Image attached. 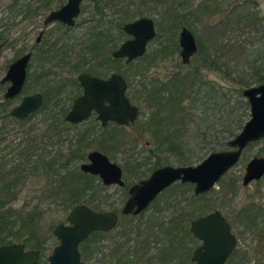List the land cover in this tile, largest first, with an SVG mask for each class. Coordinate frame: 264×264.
I'll return each instance as SVG.
<instances>
[{
  "label": "rangeland",
  "instance_id": "obj_1",
  "mask_svg": "<svg viewBox=\"0 0 264 264\" xmlns=\"http://www.w3.org/2000/svg\"><path fill=\"white\" fill-rule=\"evenodd\" d=\"M95 1L87 0L83 3L75 27L65 28L58 23L44 27L43 21L49 12L56 11L58 6H63L67 0H0V32H6L4 37L9 39V43L0 51V80L5 76L8 67L13 64L12 62L15 59L27 52L32 53L26 87L20 96L13 101H6L7 104H5L3 98L5 90L0 86V164L5 166L6 169L20 165L27 169L31 168L32 165L28 166L29 160L26 161L21 157V153L27 144L26 141L30 137L40 136L45 130L46 123H49L51 119L49 113L47 114L44 109L40 110L27 122L17 124L12 119H5L4 115L6 116L11 109L17 107V104L24 97L40 93L45 98L44 106L51 108L52 111L64 108L66 114L71 108L72 101L81 94L78 86H74L73 83V81L76 82L81 73L93 70L92 74L101 79L116 73L126 79L129 85L126 95L132 105L140 111L136 123L146 122L150 113L155 109L153 108L152 111L148 109L149 100L146 94L142 95V83H158V86L166 85L172 76H176V74L183 76L189 66H197L208 53L217 55L216 51L224 41L245 42L247 48L251 44V40L247 41L246 35L240 30L237 31L236 27H234V30H226L225 33V27L222 26L220 21L224 14L230 11V8L237 4L239 0H186L187 4L183 10L181 9L183 15L187 14L191 5L193 8L199 9L193 13L194 17L188 15L187 19L193 26V29L189 31L194 34L197 40L196 44H198V47L200 46L201 52L197 51L198 53L191 59L190 63L183 66L179 56L180 48L179 51L167 50L164 53L156 54L157 50L161 49L160 45L164 46L169 40L178 45L180 32L178 30L175 37L168 32H164L162 7L155 8L153 3H140L137 0H113L105 5L106 8L102 15L98 16L94 12ZM46 2L51 4V10L41 11L38 15L23 20L28 7L33 11L34 8H39ZM130 2L133 5L129 4ZM250 2L257 4L264 19V0ZM248 6L252 7L250 4ZM122 9L128 11L130 20L127 23L141 18L154 21L156 37L147 45L144 59L142 58L143 61L139 59L126 64L125 60L119 62L111 60L113 50L118 49L123 42L129 40L126 35L120 37L116 26ZM216 9L223 13L217 14ZM199 13L203 15L201 19H199ZM41 32H43L42 42L37 45L35 40ZM100 32L103 34L100 36L107 39V46L95 58L92 57V53L87 47L91 41L100 39L97 37ZM138 72H142V76ZM207 76L217 82L220 80L218 75L213 73H208ZM56 86L60 88L56 89ZM167 88H169V85ZM146 110L150 112L142 116V113ZM171 128L173 129V124ZM105 129L106 136L104 138L107 140L106 144L111 148L105 151L103 155H106L111 163L122 167L125 186L130 188L132 185L138 184L139 181L149 178L151 175L150 170L157 160L160 161L159 163L162 166L179 167L175 161L174 136L170 137L169 141L164 139V133L153 137L148 131L142 133L143 129L139 124L135 127H125L122 130L114 129L111 125ZM86 130L89 131L88 133L91 134L92 139L98 136L103 139V136H101L104 135L103 129L94 118L82 122L77 128V131L80 132ZM113 137L119 141L120 145H116L117 143ZM158 143H161V145L157 148ZM66 148L64 142L61 145L56 140L49 146L47 152L52 156L53 153L62 149L65 151ZM94 150L99 151L95 147L86 150L85 154L94 152ZM43 154H45L44 151ZM255 158L264 159V141L246 147L240 161L224 175L203 202V204L210 206L207 213L217 210L228 220L232 226V233L237 238V248L228 264H238L240 260L239 253L245 252L253 246L254 239H257L258 243L253 254L259 264H264V176L256 183L242 186L245 166ZM35 159L34 156L30 160L34 161ZM203 159L205 158L193 159L196 163L191 166L199 165ZM86 161L84 160L76 166L79 167ZM31 174V178L28 176L16 187L18 197L9 202L7 207L11 206V209L14 210L23 208L27 213H32L34 210L38 213L35 215V221H33L34 225H37L33 232V238L28 241L29 245L25 246L30 249L36 242L43 241L45 244L41 248L42 262L46 264L47 257L58 245L52 231L55 226L67 223L65 220L70 211L61 207L60 200L53 202L48 198L45 188L47 184H50L49 179L46 180L40 172H34L32 169L28 172V175ZM232 182H235V187L231 185ZM99 185H101L100 181L96 180L94 198L100 209L98 211L117 213L120 220L114 231L105 237L106 239H98L97 244H94L99 249V253L93 256V260L90 258L88 264H95L97 261L105 262L106 255L110 257L113 254L111 247L114 244L121 246V254H128L133 251L134 245L141 242L142 239H147L148 233L145 231L148 229L149 220L155 214L154 211L157 208H163L162 205L167 200H180L179 194H177L178 191L167 190L168 192L162 193L155 203L151 204L150 208L140 215L139 219L135 218L134 220L130 217L124 218L120 214V210H122L128 199V189L115 186L103 187L101 185L104 188L102 189ZM177 185L175 184L172 187L178 189ZM187 186L188 190L193 191V186ZM231 186H233V189H231ZM253 205H258L259 208L257 206L255 208ZM163 215L165 218L170 217L167 212H163ZM136 230H140L141 235L137 234ZM27 233H29L28 230L19 231L16 233L18 234L17 237L8 238V241L12 244H22L24 239L27 238ZM162 239L160 238L161 241ZM198 245L199 242L196 241L194 247ZM158 247H160L159 244L152 243L148 248L149 255L152 252L157 253ZM178 255V259H180L181 252ZM182 260H176L171 264H183ZM133 261H135V264H144L140 260L133 259Z\"/></svg>",
  "mask_w": 264,
  "mask_h": 264
},
{
  "label": "trees",
  "instance_id": "obj_2",
  "mask_svg": "<svg viewBox=\"0 0 264 264\" xmlns=\"http://www.w3.org/2000/svg\"><path fill=\"white\" fill-rule=\"evenodd\" d=\"M112 1L96 0L94 2L95 14L101 16L106 8L105 5ZM137 1L140 3H153L155 8L162 7L164 32L170 33L173 37L176 36L178 30L183 28L193 29L187 16L194 17L193 13L199 10L191 5L187 14L183 15L182 10L187 4L186 0L182 2L180 0ZM250 1L253 0H239L220 19L222 26L225 27V33L226 30H234V27H236L237 31L240 30L246 35L247 41L251 40L248 48L245 42L224 41L217 49V55L208 53L197 66H189L183 76L176 74V76L174 75L169 79V83L162 86H158V83L145 82L141 85V89H143L142 95L146 94L149 100L148 109L152 111L154 108L155 110L150 113L146 122H137L131 127L139 124L143 129L142 133L148 131L153 137L164 133L166 141H169V138L174 136L175 161L179 167L191 166L196 163L193 159L206 158L213 152L226 150L228 142L233 140L243 130V125L249 120V106H247L241 94L243 90L251 88V86L264 84V19L257 4ZM129 4L133 5L132 2ZM248 4L252 5V7H249ZM50 6L51 4L46 2L41 7L34 8L33 11L28 7L23 20L38 15L41 11L51 10ZM216 12L217 14L223 13L217 9ZM119 16L116 26L120 37H123L125 34L122 31V27L130 20L128 11L122 9ZM202 16L199 13V19ZM5 33L4 31L0 32V45L4 44L5 41H9L8 37H4ZM100 35H103L102 32L97 34L100 39L89 41L87 49L92 53V57L99 56L100 52L106 49L107 39ZM195 41L197 43L196 39ZM160 46L161 49L157 50L156 54L164 53L167 50L179 51V45L170 40L164 46ZM199 47L198 52H201ZM111 60L113 62L120 61ZM92 71L83 72V74L91 75ZM138 73L142 76V72ZM208 73L218 75L219 82L211 80L207 76ZM221 82L223 83L222 85ZM73 83L77 87V82L73 81ZM168 85L170 90L167 88ZM55 88L59 89L60 87L56 86ZM5 104L7 103L5 102ZM42 109L46 110L47 114L49 113L51 119L49 123H46L45 130L40 136L30 137L26 141L27 144L21 153V157L26 161L29 160L28 166L32 165L31 168L27 169L20 165L6 169L5 166L0 164V247L12 244V242L8 241V238L17 237L18 234L16 233L19 231L28 230L29 232L22 244L29 245L28 241L33 238V232L37 227L33 221H35V215L38 213L34 210L32 213H27L23 208L14 210L11 209V206L7 207L9 202L14 201L18 197L16 187L21 184L23 179L26 180L28 176L31 178L32 174L28 175L31 169L34 172H40L46 180L49 179L50 184H47L45 188L48 198L53 200V202L60 200L61 207H64L65 210L71 212L78 205L88 206L96 212L100 210L94 198V184H96V180L99 181L98 178L83 174L80 171V167H77L76 164L86 160V150L96 147L103 154L111 148L106 144L107 140L104 138L106 136L104 130L106 129L103 130L104 135H101L103 139H100V136L92 139L88 130L77 131V125H69L64 120L66 115L64 108L52 111L51 108L49 109L43 105ZM149 110L142 113V116L149 113ZM5 117L7 118V116ZM172 124L173 129L171 128ZM115 128L122 130V128L114 126ZM63 138L64 140H62ZM56 140L61 145L64 142L67 148L65 151L62 149L52 158L46 157L43 151ZM114 140L117 143L116 145H120L116 138ZM159 145L161 143L157 144V148ZM34 156L36 159L34 161L30 160ZM159 162V160L155 161V165L150 170L151 173L161 167H165ZM231 185L235 187V182H232ZM99 186L102 187L101 185ZM177 186L178 189L171 186L167 190L178 191L177 194H179L180 200H167L163 203V208H157L154 211L155 214L152 215L147 225L150 226L152 224L156 227L155 229L148 227L147 233L148 235L150 234L147 237L148 240H141L140 244L134 245L135 254L133 258H142L143 255L140 256L137 249L141 248L143 244H149L150 238L154 237L160 242L155 259L157 264H169L168 262L179 257L177 255L178 251L181 252V259L186 258V264H192L191 256L196 248L194 247L196 239L189 232V224L195 219L209 214L207 212H209L210 206L203 204V202L210 193L195 197L193 191L188 190L187 185L178 184ZM233 186H231V189H233ZM102 189L104 188L102 187ZM256 206L258 207V205H253V207L257 208ZM163 212H167L170 217H162ZM165 223H168L166 224L167 226L164 225ZM138 234H140V230H138ZM102 236L103 234L98 232L88 239L83 246L97 244L98 239L100 240ZM160 238H163L162 241ZM40 243L44 242H36L30 249L40 248ZM257 243V239H254V242H252L253 246L245 252L239 253L240 260L238 264H259L253 254ZM183 244L184 247L182 246ZM232 255L228 262L233 257ZM129 259L130 256L128 255V257L123 256L117 261L118 264H121V261L123 264H131L132 261H129Z\"/></svg>",
  "mask_w": 264,
  "mask_h": 264
},
{
  "label": "water",
  "instance_id": "obj_3",
  "mask_svg": "<svg viewBox=\"0 0 264 264\" xmlns=\"http://www.w3.org/2000/svg\"><path fill=\"white\" fill-rule=\"evenodd\" d=\"M87 0H67L60 9L50 12L44 26L59 23L66 28H74L81 13V4ZM123 33L130 39L112 52L114 60H125L126 64L142 59L147 45L156 37L154 21L141 18L124 24ZM38 37L37 42H39ZM7 42L0 45V50ZM178 45L181 63L186 66L196 56L198 44L194 35L183 28L179 32ZM31 53L16 59L9 66L1 84H8L5 100L20 96L27 78V66ZM82 90L80 98L73 103L65 121L69 125H78L88 120L95 113L96 121L104 128L109 123L119 127L134 125L140 111L132 105L127 93V81L120 75L112 74L107 80H99L85 74L77 78ZM242 97L249 106V120L243 130L227 144L222 152H213L197 166H165L151 173L149 178L141 180L128 191V200L122 207L124 216H138L147 210L160 194L175 184L193 186L195 197L209 194L224 175L240 161L245 150L251 144L264 141V84L251 86L242 92ZM42 95L25 97L10 112L16 120H25L35 114L42 106ZM80 171L97 177L102 185L124 187L121 166L111 163L106 155L98 151L87 155V162L81 164ZM264 176V159L255 158L245 166L242 186L260 181ZM67 223L57 225L53 236L58 245L48 258L49 264H83L80 262L78 247L91 235L109 233L118 224V217L112 212H95L88 206L78 205L66 217ZM191 236L199 241L200 246L191 256L193 264H226L237 248L236 236L231 233V226L219 211L204 215L189 224ZM39 260L37 251H26L23 245H5L0 248V264H36Z\"/></svg>",
  "mask_w": 264,
  "mask_h": 264
},
{
  "label": "flooded vegetation",
  "instance_id": "obj_4",
  "mask_svg": "<svg viewBox=\"0 0 264 264\" xmlns=\"http://www.w3.org/2000/svg\"><path fill=\"white\" fill-rule=\"evenodd\" d=\"M85 2H87V1H85ZM85 2H83V3H85ZM82 3V4H83ZM82 4H81V6H82ZM65 5V4H64ZM80 6V7H81ZM62 7V6H61ZM82 8V7H81ZM58 9H60V7L58 8ZM58 9H56V10H58ZM51 12H53V11H51ZM50 13V12H49ZM46 17V16H45ZM44 21H45V18H44ZM44 21H43V23H44ZM59 24V23H58ZM59 25H61V24H59ZM43 26H44V24H43ZM62 26V25H61ZM45 27V26H44ZM64 27V26H63ZM66 28V27H65ZM38 37H40L39 39V42H37V39H38ZM42 37H43V32H41V33H39V35L36 37V44L37 45H39L42 41H41V39H42ZM130 39V38H129ZM8 43V42H7ZM7 43L5 44V45H7ZM4 45V46H5ZM2 50V49H1ZM0 50V51H1ZM117 50V49H116ZM115 51V50H114ZM27 53H31V52H27ZM32 54V53H31ZM112 54V53H111ZM24 55H26V54H24ZM23 55V56H24ZM22 57V56H21ZM20 58V57H19ZM32 58V57H31ZM111 59H112V57H111ZM16 60V59H15ZM31 60V59H30ZM114 60V59H113ZM117 61H119V60H117ZM121 61V60H120ZM30 62V61H29ZM13 63V62H12ZM29 65H30V63H29ZM29 65L27 66V71H26V73H27V78H28V68H29ZM9 68V67H8ZM7 72V71H6ZM83 73H81L80 75H82ZM113 74H116V73H113ZM6 75V74H5ZM79 75V76H80ZM85 75H87V76H89V77H94V78H97V79H99V80H107L109 77H111L112 75H110L109 77H106V78H99V77H97L96 75H93V74H91V75H89V74H85ZM117 75H119V74H117ZM78 76V77H79ZM121 76V75H120ZM5 77V76H4ZM3 77V78H4ZM77 77V78H78ZM122 77V76H121ZM3 78L0 80V86L2 87V89H4L5 90V92H4V94H3V98H4V102H9V101H13V100H15V99H17V98H15V99H13V100H5V93H6V90L8 89V87H9V85L6 83V84H4V85H2L1 84V81L3 80ZM27 78H26V81H25V86H24V88L26 87V82H27ZM122 78H124V77H122ZM124 80H126V79H124ZM76 82H77V79H76ZM77 86H78V89L80 90V92H81V94H80V96H78L77 98H75L73 101H72V105H71V108H72V106H73V102L76 100V99H78V98H80L81 97V95H82V90H81V88H80V86H79V83L77 82ZM24 88H23V90H24ZM22 90V91H23ZM22 93V92H21ZM38 94H40V93H38ZM38 94H36V95H38ZM42 95V94H41ZM28 96H33V95H28ZM28 96H26V97H28ZM127 96V95H126ZM18 97V96H17ZM25 98V97H24ZM42 98H43V101H42V106H41V108L39 109V111L42 109V107H43V103H44V96L42 95ZM21 102V101H20ZM19 102V103H20ZM18 105V104H17ZM16 108V107H15ZM71 108H70V110H71ZM14 109V108H13ZM13 109H11L10 110V112L13 110ZM69 110V111H70ZM39 111L37 112V113H39ZM68 111V112H69ZM10 112H8L7 114H6V116H7V118H9V119H12L13 121H15L17 124L18 123H23V122H27L31 117H33L35 114H37V113H35V114H32V115H29V117L27 118V119H25V120H16L15 118H13V117H11L10 116ZM67 112V113H68ZM66 113V115H65V117L68 115ZM96 114L95 113H93L92 114V116L89 118V119H91V118H94V120L96 121ZM4 117H5V115H4ZM6 117H5V119H7ZM88 119V120H89ZM64 120H65V118H64ZM87 121V120H86ZM85 122V121H84ZM97 122V121H96ZM82 124V123H81ZM81 124H78L77 126H79V125H81ZM100 124V123H99ZM74 125V124H73ZM116 126V127H119L118 125H116L115 123H109V124H107V126L106 127H104V128H102L101 127V124H100V127L104 130L105 128H107L108 126ZM131 126V125H130ZM125 127H129V126H125ZM125 127H119V128H122V129H125ZM49 146L50 145H48L47 146V148H45V150H44V155L46 156V157H49V158H52V156H55L58 152H55V153H53L54 155H52L51 156V154H49L48 152H47V149L49 148ZM46 151V152H45ZM91 153V152H90ZM89 154V153H88ZM87 154V155H88ZM87 160V159H86ZM87 162V161H86ZM121 169H122V167H121ZM122 176H123V170H122ZM123 178H124V176H123ZM123 178H122V180H123ZM98 180H99V178H98ZM100 181V180H99ZM100 183H101V181H100ZM123 183H124V180H123ZM101 185H102V183H101ZM136 185V184H135ZM103 186V185H102ZM124 187H120V188H127V186H125V183H124V185H123ZM103 187H105V186H103ZM107 187H110V186H107ZM116 187V186H115ZM117 187H119V186H117ZM131 187H133V185L131 186ZM130 187V188H131ZM129 187L127 188L128 189V191H129V189H130ZM165 192V191H164ZM164 192H162V193H164ZM161 193V194H162ZM160 194V195H161ZM160 197V196H159ZM158 197V198H159ZM157 198V199H158ZM157 199H155L151 204H153V203H155V201L157 200ZM128 200V199H127ZM126 203V202H125ZM124 203V204H125ZM150 204V205H151ZM124 206V205H123ZM149 208H150V206H149ZM148 208V209H149ZM123 209V208H122ZM147 209V210H148ZM147 210H145L144 212H146ZM217 211V210H216ZM96 212V211H95ZM100 212V211H99ZM109 212V211H108ZM144 212H142V213H140V215H142ZM113 213V212H112ZM211 213H213V212H211ZM114 214H116L117 215V217H118V224H119V216H118V214L117 213H114ZM120 214H121V210H120ZM122 215V214H121ZM140 215H138V216H132V215H129V216H124V215H122L124 218H133L134 220H135V218H138L139 219V217H140ZM206 215V214H205ZM162 217H164L163 215H162ZM165 218V217H164ZM227 220V219H226ZM228 221V220H227ZM229 223V222H228ZM118 224H117V226H118ZM166 224H168V223H165L164 225L165 226H167ZM230 224V223H229ZM66 225V224H65ZM116 226V227H117ZM230 226H231V224H230ZM56 227V226H55ZM115 227V228H116ZM149 228H153V229H155V225H150V226H148ZM157 227H158V225H157ZM114 228V229H115ZM114 229H112L111 231H109V233H111V232H113L114 231ZM137 232V234H138V230H136ZM146 233L148 232V229H147V231H145ZM99 233H102V232H99ZM109 233H102L103 234V236L101 237V239H106L105 237L107 236V235H109ZM141 233L142 232H140V234L139 235H141ZM161 233V232H160ZM231 233H232V226H231ZM95 234H97V233H95ZM95 234H93V235H95ZM233 234V233H232ZM93 235H91L90 237H88V239H90ZM150 235V234H149ZM148 234H147V237L149 236ZM234 235V234H233ZM162 237V236H161ZM55 238V237H54ZM153 238V239H152ZM152 238H150L151 239V241H150V243L149 244H143V246H141V248H139V249H137L138 250V254L140 255V256H142V258H139V259H135V258H133V255L135 254L134 252H135V250H134V248H133V251H131V252H129L128 254H121L120 253V251L122 250V248H121V246L119 247V245L118 244H114L112 247H111V249H112V251H113V254H111L110 255V257L109 256H107L106 255V258H105V262L107 263V264H118V261H117V259H120L121 257H123V256H126V257H128V255L130 256V259H129V261H132V263L131 264H135V261H133V259H135L136 261L137 260H140V261H143L144 262V264H157V262H156V254L157 253H153L152 252V254H150L149 255V251H148V248H149V246L152 244V243H157V244H159L160 245V242H158L159 240H157L156 238H154V237H152ZM88 239L87 240H85V241H83V243H81L80 245H79V247H78V253H80V262L81 263H83V264H88V262L90 261V258H92V260H93V256L94 255H96V254H98L99 253V249L96 247V245H88V246H83V244L84 243H86L87 241H88ZM143 240V239H142ZM144 240H146V239H144ZM148 240V239H147ZM236 240H237V238H236ZM197 241V240H196ZM199 242V241H198ZM13 244H19V243H13ZM13 244H6V245H13ZM45 243H40V245H39V247L40 248H38V249H35V250H30V249H27L26 248V246L24 245V244H20V245H23L24 246V248H25V250L26 251H37L38 252V254H39V260H38V262L36 263V264H44L43 262H42V257H43V254H42V252H41V248L43 247V245H44ZM59 244V243H58ZM138 244V243H137ZM136 244V245H137ZM139 244H140V242H139ZM237 245V244H236ZM3 246H5V245H3ZM183 247H184V244L182 245ZM198 246H200V243H199V245ZM198 246H196V248H198ZM134 247V246H133ZM0 248H2V247H0ZM159 248V247H158ZM195 248V249H196ZM55 249V248H54ZM53 249V250H54ZM104 250V249H103ZM179 250V249H178ZM236 250V249H235ZM157 251V250H156ZM195 251V250H194ZM53 252V251H52ZM52 252H51V255H52ZM178 254H179V251H178ZM177 254V255H178ZM51 255H49L48 257H47V259H46V264H49L48 263V258L51 256ZM149 255V256H148ZM115 258H117L116 260H115ZM181 259V258H180ZM180 259H178V257L176 258V259H174V260H171L170 262H168L169 264H171V263H174V261H178V260H180ZM192 259V258H191ZM139 261V262H140ZM103 262V264H106L104 261H102ZM102 262H100V261H97V263H95V264H102ZM182 263L183 264H186V258L184 259L183 258V260H182ZM192 263V262H191ZM121 264H123V262L121 261ZM193 264V263H192ZM227 264V263H226Z\"/></svg>",
  "mask_w": 264,
  "mask_h": 264
}]
</instances>
